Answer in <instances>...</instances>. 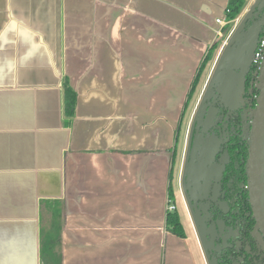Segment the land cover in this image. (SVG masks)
<instances>
[{
    "label": "crops",
    "instance_id": "1",
    "mask_svg": "<svg viewBox=\"0 0 264 264\" xmlns=\"http://www.w3.org/2000/svg\"><path fill=\"white\" fill-rule=\"evenodd\" d=\"M227 3L0 0V264H46L50 231L60 264H204L165 229L167 187Z\"/></svg>",
    "mask_w": 264,
    "mask_h": 264
},
{
    "label": "flooded vegetation",
    "instance_id": "2",
    "mask_svg": "<svg viewBox=\"0 0 264 264\" xmlns=\"http://www.w3.org/2000/svg\"><path fill=\"white\" fill-rule=\"evenodd\" d=\"M261 16L262 14H258L257 19L252 21L259 20ZM244 61L242 58L241 65ZM240 71L241 68L238 72ZM252 74L254 72L249 64L245 75L244 92L240 96L237 109L233 111L227 109L219 96H213L203 104L207 106V111L213 109L211 123L208 120L205 125H201V123L198 125L196 119L194 123L190 124L186 134L180 164V189L187 214L192 216V212L194 218L195 214L198 216L199 222L196 225L199 232L203 226L204 237L202 232L198 236L195 226L191 223L192 220L190 222L192 231H195L193 234L198 242L204 264H211L212 260L215 264H264V238L256 227L250 205L246 169L248 145L247 158L244 163L245 179L240 181L235 175L243 159L242 155L237 153L242 151L244 135L248 128L250 132L251 113L255 106L254 98L258 96V90L254 88V85H251ZM194 146L196 148L194 161L196 170L191 176L190 189H187L186 171ZM188 149L189 157L184 173L183 168ZM231 167H233L232 171ZM182 178L189 205L182 191ZM236 192L247 196L245 200L255 223V228L248 235L239 236L233 227L228 228L224 223L225 219L230 216L232 209L229 204ZM194 221L197 222V220Z\"/></svg>",
    "mask_w": 264,
    "mask_h": 264
},
{
    "label": "water",
    "instance_id": "3",
    "mask_svg": "<svg viewBox=\"0 0 264 264\" xmlns=\"http://www.w3.org/2000/svg\"><path fill=\"white\" fill-rule=\"evenodd\" d=\"M254 1L250 12L244 20L239 23L227 41L222 56L218 63L215 75L213 74L210 81V91L204 98L199 109L197 118L198 125H205L208 120L211 123L213 118V109L207 111L204 102L213 96H219L220 100L227 109L233 111L238 108L241 94L245 88L246 71L251 65L256 45L261 38L260 34L264 28V0ZM262 14L257 21H251V17ZM233 37V38H232ZM242 58L245 60L241 65ZM219 60V59H218ZM241 68V71L238 70ZM253 86V80H251ZM254 88L258 90V96L255 99V106L251 113L250 132L248 136V159L246 169L249 184L250 205L257 229L264 238V60L262 62L259 76L256 78ZM203 106V107H202ZM204 119V121H202ZM196 119L194 120V122ZM195 146L191 150L190 161L186 171L187 189H190V180L195 161ZM206 159H208L206 157ZM195 214V220L198 221ZM202 236L204 237L203 226L201 227ZM211 264H215L211 261Z\"/></svg>",
    "mask_w": 264,
    "mask_h": 264
},
{
    "label": "trees",
    "instance_id": "4",
    "mask_svg": "<svg viewBox=\"0 0 264 264\" xmlns=\"http://www.w3.org/2000/svg\"><path fill=\"white\" fill-rule=\"evenodd\" d=\"M247 0H228L227 6L224 11L225 19L228 21L234 20L237 18L241 12L243 11L245 7V3ZM253 19H257V17L253 14L251 17V21ZM250 21V22H251ZM260 36H264V28L262 29V32ZM218 50V46L214 44L208 51L206 56L204 57V60L201 62L197 73L191 83V87L189 89L187 100L183 105V110L181 114V118L183 116V113L185 109L187 108L189 102L194 97L198 87L201 85L203 80V74L204 71L207 68H209L213 62L214 56L216 54V51ZM250 77V74H249ZM248 85V81H247ZM76 99L77 95L75 91L70 87L68 79L66 77L63 78L62 81V112H63V118H64V125L66 127H70L72 120L75 116V109H76ZM181 118L177 125L176 132H175V145H174V151H173V159H174V153H175V147L177 143V137H178V130L181 125ZM248 130L245 132L244 140L242 144V151H240V154L242 155V164L237 168V171L235 175H237V179L242 181L245 179V167L244 163L247 158V145H248ZM233 170V167H231V171ZM172 170L169 173V185L167 187V198L171 201L172 204H174V199L177 196L175 189L172 185ZM247 196L242 193H234L230 200V207L231 212L230 216H226L228 218L225 219L226 226L233 227L234 230L237 231L238 235L241 236L242 234L248 235L249 232L255 228V223L251 217L250 208L245 200ZM189 202V200H188ZM190 203V202H189ZM175 205V204H174ZM165 229L168 233L178 237L185 239V228L181 221V217L178 214L177 207L175 205V210L173 212L166 211L165 214ZM56 233L54 231H50L46 234L45 241H42L40 251L41 253H45L47 257L46 264H60V260L55 257L54 254V246L56 243Z\"/></svg>",
    "mask_w": 264,
    "mask_h": 264
},
{
    "label": "rangeland",
    "instance_id": "5",
    "mask_svg": "<svg viewBox=\"0 0 264 264\" xmlns=\"http://www.w3.org/2000/svg\"><path fill=\"white\" fill-rule=\"evenodd\" d=\"M257 3H258V0L256 1L255 5ZM253 5H254L253 1L251 2L250 0H247V2L245 3V7H244L243 11L240 14L241 18H240L239 23H241L244 20V18L247 17V15L250 12V8ZM239 23H238V25H240ZM219 48H220V44H219ZM221 56H222V54L219 57L218 63L220 61ZM217 64L215 65L214 69H212L211 66L209 68H207L209 66V65H207V67H206V69L204 71V74H203L202 83L198 87L194 97L189 102L187 108L185 109V111L183 113V116L181 118V125H180L179 130H178V137H177V143H176V147H175L174 159L172 161V166H171V170H172V177H171L172 185H173V187L175 189V192L177 194V196L174 199V204L176 205L178 214L181 217V221H182V223L184 225L185 233L187 235V238L189 240H191L193 242V244H194V241H196V237H195V234H193V233H195V231H192V229H191V227H192L190 225L191 220H192L191 223L195 226L194 228L196 229V232H197L198 236H200V234H199L200 232H199V229H198V227L196 225L197 222L194 221L195 218H194L192 212H191L192 216H190V215L187 214V212L185 210L184 204L182 202L181 195L179 194L178 189H177V177H178L177 175H178L179 167H180V164H181V158H182V155H183V148H184V145H185L187 131H188L189 127H190V124L192 122L194 123V120L197 119L196 117H198V114H199L198 112H199L200 106L202 105V102L204 101V98L207 96V94L210 91V81H211V78H212L213 74L215 75L214 72H216L215 70H216ZM185 157H186V154H185ZM188 157H189V149H188V154H187V157H186V163H185V166L183 168L184 173L186 171L185 169L187 167ZM181 186H182V191H183L184 196H185V200H186V202L188 204V199H187L186 192H185V183L183 181V178H182ZM53 250H54L55 257L58 260V255H59L60 252H59V248L57 247V244L54 246ZM198 257H199V259L197 260L198 264H203L199 253H198Z\"/></svg>",
    "mask_w": 264,
    "mask_h": 264
},
{
    "label": "built area",
    "instance_id": "6",
    "mask_svg": "<svg viewBox=\"0 0 264 264\" xmlns=\"http://www.w3.org/2000/svg\"><path fill=\"white\" fill-rule=\"evenodd\" d=\"M241 15H239L237 18H235L234 20L228 21L225 19V15L223 19H217L215 21V23L219 26L218 31H216V37L218 38V42L220 44V48L218 49V53L217 56L214 60L212 69H214L225 45L227 44V41L229 40V38L231 37V35L233 34V32L235 31L239 21H240ZM264 60V36H262L257 45L256 48L254 50V54L252 57V61H251V69L254 72V74H252V80H253V85H255V81L256 78H258L259 76V71L262 65V62ZM256 99V97L254 98ZM180 173H181V169L179 167V172H178V177H177V189L179 194L181 195V189H180ZM182 198V195H181ZM182 202L184 204L183 198H182ZM185 207V205H184ZM175 210V205L171 203V201L167 198V211L169 212H173ZM186 210V207H185Z\"/></svg>",
    "mask_w": 264,
    "mask_h": 264
}]
</instances>
